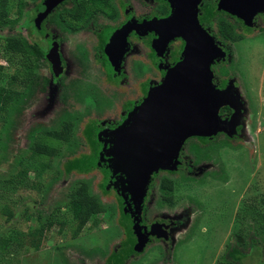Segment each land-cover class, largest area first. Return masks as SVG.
<instances>
[{
	"label": "rangeland",
	"instance_id": "obj_1",
	"mask_svg": "<svg viewBox=\"0 0 264 264\" xmlns=\"http://www.w3.org/2000/svg\"><path fill=\"white\" fill-rule=\"evenodd\" d=\"M26 20V14H22L17 23L23 34ZM16 32L0 27V105L6 89L21 87L16 81L11 84L13 78L31 67L37 74L51 77L47 61L28 62L6 48L7 35ZM249 34L252 36L236 43L235 50L236 76L245 74L250 82L247 88L245 78L239 77V90V80H235L242 122L231 134L225 123L227 116L222 115L225 124L214 137L191 136L183 143L185 165L179 160L177 168L156 175L144 222L173 220L175 227L168 229L169 241L150 237L147 245L142 231L137 232L139 241L134 248L138 252L126 264H231L221 260L228 246L240 242L249 251L253 238L260 241L256 244L263 248L264 257V32L255 28ZM255 75L257 79H252ZM146 76L148 83L152 73ZM111 82L119 84L120 79ZM132 88L134 97L130 100L139 102L146 88L139 83ZM65 90L60 85L50 87L28 96L19 106L12 100L8 111L0 109V236L10 239L9 252L0 264H106L120 249L136 241L122 197L110 181V171L100 162L94 131L95 101L90 94L83 97ZM128 103V99L117 101L120 107ZM114 111L118 112L117 108ZM64 116L73 124L68 141L49 134L62 127ZM37 143L54 145L60 152L51 157L38 156L34 153ZM197 143L206 145L202 152L207 159L200 164L194 163L195 155L200 160L205 155L198 151ZM18 155L23 162L13 165ZM24 167L29 181L40 189L8 181ZM166 174L173 176L171 192L160 184ZM83 180L105 211L92 216L75 236L78 221L70 198ZM46 220L53 226L45 231L40 249L35 250L32 232ZM262 260L261 253L254 251L243 264H264Z\"/></svg>",
	"mask_w": 264,
	"mask_h": 264
},
{
	"label": "flooded vegetation",
	"instance_id": "obj_2",
	"mask_svg": "<svg viewBox=\"0 0 264 264\" xmlns=\"http://www.w3.org/2000/svg\"><path fill=\"white\" fill-rule=\"evenodd\" d=\"M49 4L47 0H0V14L4 15V19L12 21L11 25H16L14 20L17 14L27 16L24 32L27 48L24 51H12L19 53L28 62L49 63L51 77L41 75L49 81L44 89L40 88L39 93L60 85L61 89L65 87L66 93L77 92L79 95L83 94V97L84 93L91 95L95 101L93 111L97 118L94 131L95 142L99 145L98 155L102 166L110 171V181L117 189L121 188L120 175L112 173L109 162V149L116 140L113 130L127 122L138 111L137 109L134 112V109L144 103L151 92L165 86L169 72L185 58L187 40L183 36L171 37L166 47H163V39L170 34V30L186 28L195 20L209 40V52H222L211 63L213 90L210 92V107L213 112H218L221 125L228 124V129L232 119L238 118L237 125L242 122L243 109L238 93H234L238 92L235 80H239V77L245 78L247 88L250 82L249 76L245 74L236 76L239 74L236 70V43L244 40L246 36H252L249 32L255 28L264 32V0H60L48 11ZM15 13L17 14L14 15ZM176 15L179 16L177 21L165 23ZM11 25L6 27L13 29ZM124 29L125 39L121 33L119 39L113 40V45L110 39ZM14 30L18 29L14 27ZM232 35L239 38L234 40ZM125 42V48L120 51ZM55 48L61 58L60 73L55 71L50 57ZM118 63L119 66H116ZM147 72L152 73L148 83ZM65 74H68L66 79ZM93 77L98 80H92ZM253 78L257 79L256 75ZM111 79H120V83H112ZM138 83L146 91L140 95L139 102H133L130 100V97H134L131 95L132 86ZM117 98L123 103L128 99L129 103L120 107L117 105ZM107 102L112 105L109 106ZM115 108L118 112L114 111ZM224 114L228 119L225 123L221 118ZM215 135L216 133L211 136H193L210 139ZM190 138L191 136L185 142ZM197 148L205 155L201 160L195 155L194 163L200 164L207 159L202 152L206 145L197 143ZM182 149L179 160L185 165ZM164 170L154 172L140 209L133 203L128 192H119L123 209L137 235L136 241L130 247L138 243L137 232L140 231L147 239L145 245L150 237L170 240L168 229L175 227L173 220L156 219L148 224L144 222L154 179ZM172 177L168 174L162 175L161 187ZM154 225L156 233L151 234ZM164 232L168 237L158 236Z\"/></svg>",
	"mask_w": 264,
	"mask_h": 264
},
{
	"label": "water",
	"instance_id": "obj_3",
	"mask_svg": "<svg viewBox=\"0 0 264 264\" xmlns=\"http://www.w3.org/2000/svg\"><path fill=\"white\" fill-rule=\"evenodd\" d=\"M59 1L47 0L50 2L47 10ZM178 15L165 23L177 21ZM121 33L125 39L124 29L113 35L110 39L112 44L114 39L121 37ZM177 35L187 40L184 60L169 72L166 85L151 92L149 98L134 109V112L138 111L130 116L128 123L112 133L116 140L109 149L111 171L120 175L121 188L118 191L128 192L138 209L142 206L153 173L159 169L178 167L180 150L188 137L211 136L223 126L218 112H213L210 107V92L213 90L211 63L222 52H209V40L195 20L186 28L170 30V34L163 39V47ZM125 45L126 42L120 51ZM50 57L55 71L60 73L62 65L57 48ZM115 65L119 66V63ZM238 121L237 118L230 122L231 134ZM155 233L154 225L151 234ZM158 236L168 237L165 232Z\"/></svg>",
	"mask_w": 264,
	"mask_h": 264
},
{
	"label": "trees",
	"instance_id": "obj_4",
	"mask_svg": "<svg viewBox=\"0 0 264 264\" xmlns=\"http://www.w3.org/2000/svg\"><path fill=\"white\" fill-rule=\"evenodd\" d=\"M17 15L14 20L16 25H11L13 24V22L4 19V15L0 14V27L11 25L13 28L15 27L18 29L16 33L8 34L4 42L6 48L10 51H24L27 48V38L25 37V35H23L19 28V25L17 24L19 23L22 14ZM231 38L235 40L239 37L232 35ZM20 57L25 60L21 55ZM2 67L3 66L0 64V69H2ZM14 81L18 82L21 87L15 90L8 88L3 92L2 103L0 105L1 111H8V107L11 106L10 103L12 102V100H15L18 104L17 106H19L26 100L28 96L39 93L40 88L43 87L44 89L48 84L49 79L37 74L34 67H31L29 71H25L20 75L14 77L11 84L14 83ZM17 106L14 107L15 110L19 109ZM64 114H67V112ZM61 121L63 122L62 127H60L59 130L54 129L53 131L49 132V134L56 138H61L68 141L71 139L73 124L70 120H67L66 116H64ZM38 129L40 128H37L36 130ZM34 147V153L38 156L45 155L47 157H51L57 155L60 152L59 147L46 143H37L34 144ZM22 162L23 159L20 155H18L14 158L13 165H18ZM8 181H10L11 183L23 185L24 187L40 189L39 185H36L35 182L29 181L28 169L26 167L21 168L18 171L17 175L13 176ZM162 188L167 192H171V190L174 188L173 179L166 181ZM162 199L165 201L169 200L167 197H163ZM70 204L72 205L75 219L78 221L75 236L79 234L80 230L88 223L92 216L105 211L104 205L92 194L90 185L85 180L81 181L71 193ZM39 220H41L40 217ZM41 221L40 224L32 232V236L34 237L32 239V245L35 250L40 249L45 231L53 226V222L49 220L43 222ZM257 242L260 241L256 238L252 239V241L250 242L251 244H249V251H245L240 242H232L228 246L224 255L221 257V260L224 262H229L231 264H243V259L245 257L253 254L254 251H259L263 259L262 262H264L262 251L263 248L257 245ZM9 248L10 239L0 236V260L5 259L6 255L9 252ZM135 253L136 250L133 246L124 247L120 249L114 256H112L106 264H126L127 260Z\"/></svg>",
	"mask_w": 264,
	"mask_h": 264
}]
</instances>
